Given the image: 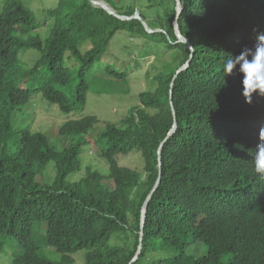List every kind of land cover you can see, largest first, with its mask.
<instances>
[{"label":"trees","instance_id":"trees-1","mask_svg":"<svg viewBox=\"0 0 264 264\" xmlns=\"http://www.w3.org/2000/svg\"><path fill=\"white\" fill-rule=\"evenodd\" d=\"M104 1L141 19L91 0H54L43 38L46 24L28 2L0 0V247L11 246L9 264H73L80 250L84 264H264V180L252 161L259 101L245 103L236 73L222 70L226 49L264 32V0H181L192 54L176 43V0ZM29 51L38 54L32 66L21 57ZM150 57L154 89L139 86L119 122L99 126L95 114L75 113L90 89L130 94ZM37 97L75 118L56 138L13 125ZM90 147L99 170L84 166ZM130 153L140 169L120 163ZM202 223L212 226L207 237Z\"/></svg>","mask_w":264,"mask_h":264},{"label":"rangeland","instance_id":"rangeland-1","mask_svg":"<svg viewBox=\"0 0 264 264\" xmlns=\"http://www.w3.org/2000/svg\"><path fill=\"white\" fill-rule=\"evenodd\" d=\"M27 3V6L32 9L39 23L46 24L41 30V35L43 38H46L49 35L50 24L52 23V19L47 17V10L49 8H53L56 3L54 0H24ZM97 2H102L101 0H97ZM94 6H96V2H92ZM125 34L119 33L116 36L118 42H122L125 39ZM22 57V61L30 66H32L36 59L38 58V54L29 51L26 52ZM165 57V56H164ZM166 58V57H165ZM152 57H150L144 67L142 79L135 82V88L132 89L130 94H113V95H95L94 90L90 89L87 92L86 103L82 109L76 110L75 113L80 114L82 116L95 114L98 118V125L104 126L107 122H119L122 114L128 109V107L137 103L138 98L136 94L138 91L137 88L140 86V90H153L155 84L152 83L153 71L150 70ZM150 64V65H149ZM160 63H157L159 65ZM99 66H96L93 70L96 72ZM98 83H91L90 86H97ZM99 97V98H98ZM47 108H50L49 102L45 100H40L37 97L32 104H28L27 107L22 108L16 111L13 114L12 121L15 128H25L34 132H45L51 131L54 134H51L52 137L56 138L55 127L51 126V124H45L47 121H56L58 119L57 115L53 113ZM55 110V109H52ZM63 116H65L62 113ZM55 124V123H54ZM56 125V124H55ZM50 135V134H49ZM86 149V148H85ZM128 154L129 156L124 157L120 163L122 165H127L131 168L140 169L142 163L138 158V154ZM142 158V157H141ZM84 166H88L91 170H99L103 161L99 159L97 153L91 147L85 150V154L83 157ZM211 224L202 223L200 229L204 234V237H207L210 233ZM9 242V241H8ZM40 253L51 260H56L59 257V254L50 246H47L44 243H40ZM202 253V251H201ZM75 259L73 264H81L83 257L84 264V251L80 250L73 254ZM3 260V259H2Z\"/></svg>","mask_w":264,"mask_h":264},{"label":"clouds","instance_id":"clouds-1","mask_svg":"<svg viewBox=\"0 0 264 264\" xmlns=\"http://www.w3.org/2000/svg\"><path fill=\"white\" fill-rule=\"evenodd\" d=\"M93 1L96 2L97 4L95 7H100L104 9L105 11H107L109 14L116 16L120 19H141L138 12H136L131 17L122 16V15H118L109 6V4H107L104 0H101L102 2H97V0H91V2ZM183 9H184V6H183V3H181V0H176V14H175L174 22H173L174 33L178 39L176 43H179V42L185 43L189 47L190 52L192 54L193 47L191 43L186 37L183 36V34L181 33L179 29V18L183 12ZM149 31L151 32L150 29ZM226 51L230 54V56L225 59L224 66L222 69L225 76L232 75L234 72L236 73L237 88L238 90H241V95L244 97L245 103L252 104L254 97L255 99H258L259 101V104L256 106L258 107V113L256 117L252 120V124H251V127L257 126L256 135H255L254 140L259 139V143L256 145L254 152L252 153V161L254 164V171L257 174L258 178L261 180H264V32H257L255 41H253L252 39H250L249 42L245 40L238 41L236 46L232 50L226 49ZM187 65L188 64H185L182 70L186 69ZM180 71L181 70H179L178 72ZM231 105L236 106L234 100H232ZM57 117L58 119L56 121H47L44 123V125L51 124V126L55 127L56 129L55 134H58L60 125H63L64 123L69 121L68 119H72V120L75 119L74 116L73 118L71 117L65 118L62 115H57ZM174 124H175V127H174ZM174 124L172 125V128L170 129L165 141H167L169 137L175 132L177 128V124L175 121H174ZM31 132L33 131H30V133ZM31 134H37V133L34 132ZM163 145L164 143H162L160 147L162 148ZM85 150L86 149H84L83 154H82L83 157L85 154ZM158 153L160 154V150ZM158 167L160 169V160L158 162ZM157 182L155 186L153 187V192L159 183ZM149 195H151L152 197V193ZM144 222L145 220L142 223V220L140 218L141 229H143L144 227ZM140 251H141V245L138 246L136 255L134 256V258H132L131 263L137 259ZM11 253H12L11 246H8L5 244L3 247H0V264H9L11 261V256H12Z\"/></svg>","mask_w":264,"mask_h":264},{"label":"water","instance_id":"water-1","mask_svg":"<svg viewBox=\"0 0 264 264\" xmlns=\"http://www.w3.org/2000/svg\"><path fill=\"white\" fill-rule=\"evenodd\" d=\"M173 114H174V117H175L174 110H173ZM174 127H175V124H174ZM158 182H159V180H158ZM150 198H151V195L148 196V198L146 199V201L144 202V204L142 206V210H141V220H142V223H143V221L145 220V217H146L147 205H148V202H149Z\"/></svg>","mask_w":264,"mask_h":264}]
</instances>
